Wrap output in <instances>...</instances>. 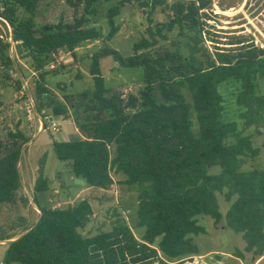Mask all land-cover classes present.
Listing matches in <instances>:
<instances>
[{"label":"trees","instance_id":"1","mask_svg":"<svg viewBox=\"0 0 264 264\" xmlns=\"http://www.w3.org/2000/svg\"><path fill=\"white\" fill-rule=\"evenodd\" d=\"M113 1L118 3L107 13L106 40L121 32L116 18L134 2L150 18L149 37L137 42L134 54L126 58L110 47L99 49L90 69L94 89L71 94L60 85L63 96L58 99L47 78L59 69L48 67L59 52L75 55L103 38L90 17L100 4ZM40 3L0 0V20L11 27L15 48L31 60L38 76V112L72 120L78 130V141L54 142V152L70 164L74 176L101 191L114 186L113 172L122 174L123 184L138 189V226L146 231L140 241L118 221L112 231L86 237L81 230L94 215L90 201L64 208L42 206L38 195L49 191L45 155L35 184L40 218L10 243L3 264H178L201 254L193 239L206 234L199 217L223 221L219 196L229 204L226 226L242 235L247 253L264 258V170H246L260 156L251 131L264 129V48L238 37L230 48L211 52L205 17L212 0H66L73 20L45 26L36 22ZM160 7L170 19L153 27L151 18ZM11 48L0 30L6 68L14 65ZM108 57L123 68L142 71L143 83L136 92L125 95L106 87L100 63ZM231 82L238 84L241 125L227 118L221 87ZM30 142L20 128L0 133L2 206L27 202L20 197V165ZM11 239L0 235V242ZM237 255L244 257L240 251Z\"/></svg>","mask_w":264,"mask_h":264},{"label":"rangeland","instance_id":"2","mask_svg":"<svg viewBox=\"0 0 264 264\" xmlns=\"http://www.w3.org/2000/svg\"><path fill=\"white\" fill-rule=\"evenodd\" d=\"M40 9L36 22L40 26L57 25L61 19L71 22L74 12L66 0H40ZM169 3L176 0H167ZM211 10L207 11V46L211 52L215 47L230 48L228 45L238 37L244 38L255 46L264 48V0H212ZM118 1L102 3L97 7V13L90 17L92 26L103 35L97 42L85 44L75 55L61 51L57 56L60 63L59 72L48 76V89L61 100L63 92L60 85L67 87V93L79 94L94 89V79L90 73L92 56L105 47L118 51L123 57L134 54V45L142 38H148L150 18L138 2L122 8L116 18V24L121 27L112 41L106 37L110 31L107 13ZM153 27L165 24L170 14L159 8L151 18ZM0 30L5 41L12 44L8 55L14 61L11 68L3 65L0 56V133L5 136L8 131L20 128L31 142L25 147L20 165L22 175V189L20 197L27 202H19L16 207L0 205V235H9L13 239L0 242V264H3L6 251L11 242L20 238L36 225L40 218V211L35 203V184L38 178L39 162L47 155L45 176L49 179V191L38 195L42 206L64 208L74 206L83 200L90 201L94 215L90 224L81 233L92 237L103 232L112 231L118 221L125 222L134 232L138 240H142L146 229L138 226V189L135 186L123 184L125 177L115 174V184L107 191L90 187L82 178L71 173L69 163L60 161L54 152V142H75L80 139L77 128L72 120L55 119L59 124L58 133L42 130L37 116L29 121L27 103L37 101L38 76L34 72L32 62L25 54H19L11 39V27L0 20ZM172 39L176 35L170 36ZM211 41V42H210ZM163 44V42H162ZM101 74L108 89H119L125 95L136 92L142 85V71L123 68L113 57L101 60ZM21 83V89H18ZM27 85L26 97H21V90ZM238 84L235 82L224 84L221 92L225 98L227 118L239 120L241 110L237 107L235 95ZM264 94V80L261 81ZM47 112V111H46ZM48 115H52L47 112ZM241 125V124H240ZM242 127V126H241ZM254 145L260 150V156L246 167V170H264V129L252 130ZM218 171V169L216 170ZM223 221L216 224L210 217H199L198 221L206 229V234L193 237L194 243L200 248V256L193 257L178 264H264V258L256 259L245 251L246 242L241 234H236L226 226V215L229 204L219 196ZM158 243V242H157ZM158 244L155 245L157 247ZM240 251L243 258L237 255Z\"/></svg>","mask_w":264,"mask_h":264},{"label":"built area","instance_id":"3","mask_svg":"<svg viewBox=\"0 0 264 264\" xmlns=\"http://www.w3.org/2000/svg\"><path fill=\"white\" fill-rule=\"evenodd\" d=\"M56 58H57V56H55V59ZM59 64L60 63L56 59L55 62H53L48 67V69H51V70L56 69ZM26 87H27V85H24L23 89L20 92L22 98L26 97V94H27V88ZM27 113H28L29 121H33V119L35 118L34 115L37 116L38 122H39L42 130H45L46 127H45L44 121H47L48 122V127H47L48 130H50L51 132H55V133H58L60 131V126H59V124H57L55 122V118L52 115H48V113L46 111H42L41 113L38 112L36 102L30 100V102L27 103Z\"/></svg>","mask_w":264,"mask_h":264},{"label":"crops","instance_id":"4","mask_svg":"<svg viewBox=\"0 0 264 264\" xmlns=\"http://www.w3.org/2000/svg\"><path fill=\"white\" fill-rule=\"evenodd\" d=\"M77 132H78V130H77Z\"/></svg>","mask_w":264,"mask_h":264}]
</instances>
